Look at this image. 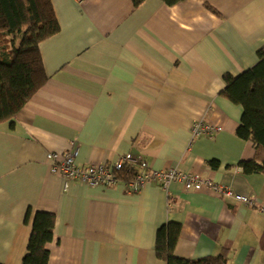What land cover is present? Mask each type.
<instances>
[{
  "label": "crops",
  "instance_id": "0c3cea01",
  "mask_svg": "<svg viewBox=\"0 0 264 264\" xmlns=\"http://www.w3.org/2000/svg\"><path fill=\"white\" fill-rule=\"evenodd\" d=\"M60 32L40 51L47 76L17 116L0 124V264H22L27 213L55 215L49 264H166L160 226L179 223L175 255L228 249L230 264H264V214L232 197L150 183L89 187L49 171L47 153L78 150L77 165L130 155L152 170L199 174L264 205V174H245L252 142L236 134L243 108L224 77L255 66L264 0H51ZM204 121L222 127L193 138ZM211 162H217L213 167ZM136 169V167H135ZM137 169H139L137 167Z\"/></svg>",
  "mask_w": 264,
  "mask_h": 264
},
{
  "label": "trees",
  "instance_id": "16d2710c",
  "mask_svg": "<svg viewBox=\"0 0 264 264\" xmlns=\"http://www.w3.org/2000/svg\"><path fill=\"white\" fill-rule=\"evenodd\" d=\"M146 0H132L135 8ZM174 6L185 0H163ZM60 26L51 0H0V124L12 121L46 83L47 76L40 44L57 35ZM255 66L237 77H224L223 95L243 108L237 136L253 143L256 153L240 167L245 174H264V47L257 54ZM217 167V162H211ZM120 176L127 182L136 171L124 169ZM31 235L22 264H49V244L54 239V214L27 213ZM182 226L170 222L156 233L155 254L166 264H230L228 249L217 255L186 260L175 255Z\"/></svg>",
  "mask_w": 264,
  "mask_h": 264
},
{
  "label": "built area",
  "instance_id": "2783aa9c",
  "mask_svg": "<svg viewBox=\"0 0 264 264\" xmlns=\"http://www.w3.org/2000/svg\"><path fill=\"white\" fill-rule=\"evenodd\" d=\"M221 130L222 127H216L204 121L195 122L191 129L193 138L202 136L213 137ZM77 154L78 150L74 148L65 152L50 151L47 153L49 171L52 175L63 179L65 190H68L73 183L89 187H112L118 183H125L131 193H139L153 182H157L165 189L173 182H180L187 191L199 192L209 189L222 197H232L246 206H258V211L264 214V205H260L256 199L234 193L227 187L216 184L210 178L199 174H184L177 169L152 170L148 163H139L138 160L130 155L119 157L110 166L106 164L77 165L75 163ZM126 168L136 171L135 178L129 182L120 176L121 172Z\"/></svg>",
  "mask_w": 264,
  "mask_h": 264
}]
</instances>
